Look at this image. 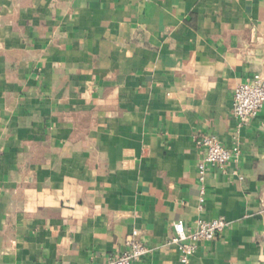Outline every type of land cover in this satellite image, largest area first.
Listing matches in <instances>:
<instances>
[{
	"label": "crops",
	"instance_id": "1",
	"mask_svg": "<svg viewBox=\"0 0 264 264\" xmlns=\"http://www.w3.org/2000/svg\"><path fill=\"white\" fill-rule=\"evenodd\" d=\"M264 0H0V264H264ZM239 156L206 165L197 134ZM204 201L200 204V189ZM223 218L187 263L173 225Z\"/></svg>",
	"mask_w": 264,
	"mask_h": 264
},
{
	"label": "built area",
	"instance_id": "2",
	"mask_svg": "<svg viewBox=\"0 0 264 264\" xmlns=\"http://www.w3.org/2000/svg\"><path fill=\"white\" fill-rule=\"evenodd\" d=\"M264 106V70L253 73L243 82L237 84L231 97V115L236 120L237 127L246 125L249 120L257 115ZM195 144L201 149L203 157L198 163V178L203 180L205 166L210 165L224 171L226 165L239 156L238 148L228 149L221 144L212 134H197ZM203 188L200 189L199 201L202 205L204 198ZM227 226L223 218L212 220L196 219L191 227H186L182 222L173 225L174 232L165 238L161 246H174L182 263H187L197 249L200 241L213 240ZM136 232L126 236L125 249L120 253L111 254L104 264H138L150 252V247L142 240L135 238Z\"/></svg>",
	"mask_w": 264,
	"mask_h": 264
}]
</instances>
